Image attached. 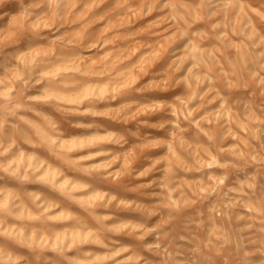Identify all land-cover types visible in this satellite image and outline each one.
<instances>
[{
    "label": "rangeland",
    "instance_id": "374dc122",
    "mask_svg": "<svg viewBox=\"0 0 264 264\" xmlns=\"http://www.w3.org/2000/svg\"><path fill=\"white\" fill-rule=\"evenodd\" d=\"M0 264H264V0H0Z\"/></svg>",
    "mask_w": 264,
    "mask_h": 264
}]
</instances>
